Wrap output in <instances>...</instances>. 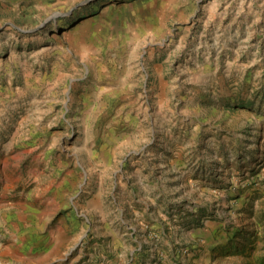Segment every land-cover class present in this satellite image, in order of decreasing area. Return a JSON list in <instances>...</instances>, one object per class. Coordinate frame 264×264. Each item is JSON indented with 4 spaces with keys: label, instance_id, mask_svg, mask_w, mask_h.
Masks as SVG:
<instances>
[{
    "label": "rangeland",
    "instance_id": "obj_1",
    "mask_svg": "<svg viewBox=\"0 0 264 264\" xmlns=\"http://www.w3.org/2000/svg\"><path fill=\"white\" fill-rule=\"evenodd\" d=\"M94 202L119 264H264V0H0V264H67Z\"/></svg>",
    "mask_w": 264,
    "mask_h": 264
},
{
    "label": "crops",
    "instance_id": "obj_2",
    "mask_svg": "<svg viewBox=\"0 0 264 264\" xmlns=\"http://www.w3.org/2000/svg\"><path fill=\"white\" fill-rule=\"evenodd\" d=\"M88 208H95L99 214L97 220H94V228L96 229V242L88 247L84 245L78 249L77 253L71 257L67 264H119L123 258V250L121 247H125V230L120 229L118 221L125 224V221L119 215L118 219L112 216L108 210L104 209V204L101 202H94L93 205H87ZM155 208L156 210L151 212L150 208ZM161 205L158 201L150 200L145 202V207L141 210L137 209L134 211V223H130L132 227V233H135L138 226L145 223L144 219H154V222L160 223V218L162 216ZM127 224V223H126ZM136 234V233H135ZM146 240L138 241V236L134 235L133 243L134 247H128V255L132 257V264H142L143 259L142 248ZM130 248V249H129ZM154 255H156L155 249L153 250ZM145 258V257H144ZM148 262L147 260H145ZM59 259L54 257L51 264H59ZM148 264V263H147Z\"/></svg>",
    "mask_w": 264,
    "mask_h": 264
}]
</instances>
